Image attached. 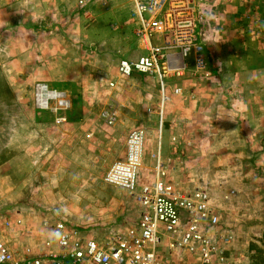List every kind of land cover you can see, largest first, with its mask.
<instances>
[{"label":"rangeland","instance_id":"374dc122","mask_svg":"<svg viewBox=\"0 0 264 264\" xmlns=\"http://www.w3.org/2000/svg\"><path fill=\"white\" fill-rule=\"evenodd\" d=\"M58 1L63 2L62 13H67L66 8L67 11L73 10L65 3L73 0ZM47 2L50 10L46 12L42 0H0V142L6 138L7 127L14 125L21 130L33 122V127H40L42 144L38 149L46 150V154L40 155H46L43 160L37 162L31 157L26 162L16 163L13 180L5 181L4 176L0 177V241L15 258L34 257L55 249L50 230L59 222L68 231L97 239L135 225L139 212L134 197L105 180L112 164L124 160L130 132L102 129L101 126L119 123L131 124L130 128L137 126V121L153 125L157 119L154 113L159 111L157 106L160 104V96L158 99L154 94L137 96L135 92L133 95L128 93L119 110L120 117L115 122L112 111H116L113 107L117 97L113 96L109 102L110 96H102L100 83L94 88L89 85L47 84L46 81L20 85V70L15 73L16 77H12V72L6 67L11 62L21 66L23 60H30L34 56L30 45H53L51 40L54 37H44L43 31H48L53 23L57 27L63 26L67 30L62 43L64 49L67 42L73 43L68 36L70 31L85 29V22L80 23L68 14L62 21L57 19L61 10L54 0ZM24 11L31 17L25 15L22 18ZM40 13L43 18L47 13L52 19L43 20ZM24 24L27 30L23 32L21 26ZM44 27L46 29H42ZM197 40L208 50L209 61L215 64L213 73L221 75L224 84L212 91L213 87L209 85L213 99L209 107L207 99L200 105V109L207 110L211 121L207 123L214 124V132L202 134L200 140L204 144L199 148L184 150L200 157L199 162L176 167L188 178H196L197 174L200 181L209 187L211 195L214 192L213 196L226 189L236 190V196L228 202L227 213L223 217L230 221L233 232L240 233L236 249L228 254L232 263L237 264L233 259L239 250L250 249L253 254L257 247L264 251V0L204 1ZM40 51L41 57L50 56L54 60V54L48 53L47 49ZM74 52L62 51L58 54L59 60L56 59L63 62V68L71 76L80 72L74 60L72 63L69 60ZM77 53L75 58L87 59L84 53ZM11 80L16 81L14 85L9 84ZM37 84L46 85L49 91L60 93L62 98L49 100L44 108H40L35 97ZM125 86L129 90L132 88ZM198 86L208 91L205 85ZM69 96H76L75 99L77 96L108 99L107 103L106 100L93 103L71 100ZM60 99L65 100L66 105L61 104ZM108 109L111 114L106 112ZM27 110L29 113L22 115ZM158 120L160 124L161 119ZM57 126H62L65 132H55ZM86 126H93V132H87ZM74 127L78 128L76 132L72 131ZM143 139L137 177L139 185L151 182L148 175L151 169L156 172L158 168L153 164V155H160L157 151H150L155 134L144 133ZM54 140L57 145L61 144L56 150V158L52 148L47 151L50 144L54 146ZM3 158L4 153H0V161ZM158 169L162 180L167 176L170 180L166 181L171 182L177 177L172 176V165L165 164ZM174 182L181 190H187L194 184L187 186L188 181ZM199 183L196 184L200 186ZM219 201V198L215 199L217 204ZM250 262L252 264V259Z\"/></svg>","mask_w":264,"mask_h":264},{"label":"crops","instance_id":"0c3cea01","mask_svg":"<svg viewBox=\"0 0 264 264\" xmlns=\"http://www.w3.org/2000/svg\"><path fill=\"white\" fill-rule=\"evenodd\" d=\"M42 1L43 4L46 5L45 10L47 12L50 10L47 6L48 2L47 0ZM54 1L55 5L61 10L57 13V19L62 21L63 17L68 14L69 17L76 19L80 23L85 22V29L70 31L68 36L73 43L67 42V46L63 49V38L67 37V30H64L63 26L57 27V25L53 23L48 31H43L44 37H54L53 40H51L53 43V45H51L52 47L45 45H38L37 47L35 44L30 45L29 48L33 51L34 56H32L30 60H23L24 62L21 66L11 62L6 69L12 72V77H16L15 73H19L17 71L20 70L22 74L19 84L23 86L46 81L47 84L89 85L94 88L100 83L102 96H110L108 97L109 102L112 101L113 96L117 97L116 106L113 107L116 111H112V119L115 122L120 117L119 110H121L124 105L122 102L126 101L125 96L129 95L128 93H131V95L137 93L135 94L137 96H146L147 93L149 96L154 94L158 99L160 96V104L157 106L159 111L157 112L156 110L154 113L158 125L156 123L153 125H143L137 121L135 122V124L137 123V126L130 128L128 127L131 126V124L126 126L119 123L106 125L107 127L103 125L101 128H114L115 131L118 132H130L139 129L148 135L155 134L156 139L154 140V145L151 146L150 151H152V153L157 151L160 155H153V164L159 166L165 164L172 165V176H177L173 178L171 182H167L166 180L170 179L166 176V178L162 180L161 175L159 177L160 180L171 189L181 193L190 191L195 187L203 189L207 200V210L212 216L216 217V223L212 226L207 223L208 219L203 220L201 223L209 229V233H216L215 237L220 240L219 247L225 252L226 256L231 254L232 251L234 252L233 249H236L237 247L236 245L237 241H239L240 233L238 234V232L232 231L233 228L230 221H226L223 214L227 213L226 211L229 206L228 202H230L231 199H234L237 193L236 190L234 188L226 189L223 192L220 191L221 194H218L219 197L218 195L213 196L214 192L211 195L209 187L207 186V188L200 181L201 179L198 178L197 174L196 178H188L189 176L179 173L178 167H176L189 164L193 165L194 163L199 162L200 157L188 154V152L186 153L184 150L188 151L199 148L204 144V142L200 140L202 134L206 133V131L207 133L214 132V124L207 123L210 119L209 114L206 112L207 110L203 107L200 109V105L207 99V107H209V102L213 99V96H210L212 95L211 91L220 87L222 88L224 81L221 80V75H218L215 71L213 73L215 64L213 62L210 63L208 50V62L206 64L208 71L206 73H196L192 59L187 58L185 61L187 66L186 69L183 70L180 75H170L165 82L164 90L162 92L157 81L150 76L139 73H133L130 76H122L118 72V64L121 60H135L145 51L141 39L135 35V30L138 27V20L137 17L133 15L135 10L133 0H129L130 2H124V0H87L84 4H80L79 0H73L72 2L66 1V5H70L73 10L70 9V11H67L66 8L67 13L65 14L62 13L63 2L61 4L58 0ZM83 10H86L87 12H79H83ZM44 14L47 16L43 18L42 13H40L39 17L41 16V19L43 20L52 19L47 13ZM25 15L31 17L30 14L28 12L25 13V11L21 17L24 18ZM121 22L124 23V26ZM26 26L27 25L25 24L21 26L23 32L24 30H27ZM46 27L48 28V26ZM42 29L46 28L44 27ZM8 30L9 33L12 32L9 28ZM58 38H61V40L58 41ZM78 38H81L80 42L77 41ZM153 40L155 39L153 38ZM39 47L40 50L47 49L48 53H53L54 60L50 59V56L41 57ZM65 50L75 51V55L69 56L71 63L72 60H74L77 70L80 69V72L77 71L75 75L71 76L70 74H67L65 67L63 68V62L61 63V61L56 60H59L60 58L58 54L60 55L61 52ZM22 51L24 52L25 49H22ZM77 52L84 53L87 56V59L82 60L81 58L79 60L78 57L75 58V56H78ZM51 62H53L52 65L50 64ZM78 63H80L79 66ZM43 66L46 68L43 69ZM57 68H59V70ZM83 79H85V81H82ZM11 81L9 84L12 85L16 82L12 81L11 83ZM197 84L205 85L208 91H210L208 87L209 85L213 88L208 92L205 88L201 89V86L197 87ZM125 85L132 87L131 90ZM125 90L127 92L124 93ZM75 97L69 96L71 100H74ZM108 98H105V100ZM76 99H82L86 102L93 101V103L105 101L103 98L99 99L94 96H80V98L77 96ZM127 105L131 107V105ZM134 106L135 105H133V107ZM28 111L29 110L23 111L22 115L26 113L28 114ZM106 112L111 114L110 109L106 110ZM245 113L248 115V112ZM158 118L161 119L160 124ZM135 124L133 123V125ZM61 127L62 126H57L55 132H65ZM6 129V138L4 141L0 142V147H2L0 148V153H4V158L0 161V177L4 176L5 181H8L13 180V166L16 163L26 162L30 160L31 157L32 159H37V162L43 160L46 155H40L45 153L46 150H43L42 152L38 149L42 144L40 141L42 139L40 136V127H33V122L29 123L27 127L23 126L21 130H19L18 127L14 128V125H11ZM76 129L78 128L74 127L72 131H75ZM85 129L87 132H93V126H86ZM234 131L237 132V129L235 130L234 128ZM57 143L58 142L54 140V146L53 144H50L47 148V151L51 150V148L53 149L54 158L57 157L56 150L59 149L61 145H57ZM64 147L66 148V146ZM3 149L5 152H2ZM72 155L74 154L71 151V156ZM157 170L159 175L160 170L158 168ZM148 176H151L150 180L154 181L156 172L151 169L150 175ZM174 181H188L187 186L188 184H192V182L194 184L187 190H181L179 184ZM198 181L200 182V186L196 184ZM216 198H219V204L215 202ZM163 250V253H165L166 250ZM172 255L173 257L171 260L166 257L167 261H170V264H188L189 261L192 260V256L186 251L172 252ZM251 255L252 251L250 249L248 251L239 250L236 252V259H233V261L237 262V264H251Z\"/></svg>","mask_w":264,"mask_h":264},{"label":"built area","instance_id":"2783aa9c","mask_svg":"<svg viewBox=\"0 0 264 264\" xmlns=\"http://www.w3.org/2000/svg\"><path fill=\"white\" fill-rule=\"evenodd\" d=\"M204 1L133 0V15L138 20L135 35L145 51L135 60H121L119 74L150 76L163 92L167 78L186 69L187 58L192 59L196 73H206L207 50L197 40ZM35 97L40 108L49 100L62 98L44 84L36 85ZM59 102L66 105L65 100ZM143 138L142 130L130 131L124 160L114 162L105 175L108 183L134 197L139 212L135 225L97 239L68 231L59 222L50 230L55 249L34 257L15 258L0 241V264H170L167 259L171 260L172 252L177 251L191 255L190 264H233L220 249L216 233H209L201 223L205 219L212 226L216 223V217L207 210L203 189L195 187L184 193L173 190L160 180L157 168L154 181L138 184Z\"/></svg>","mask_w":264,"mask_h":264},{"label":"trees","instance_id":"16d2710c","mask_svg":"<svg viewBox=\"0 0 264 264\" xmlns=\"http://www.w3.org/2000/svg\"><path fill=\"white\" fill-rule=\"evenodd\" d=\"M252 264H264V251L261 248H255L251 255Z\"/></svg>","mask_w":264,"mask_h":264}]
</instances>
